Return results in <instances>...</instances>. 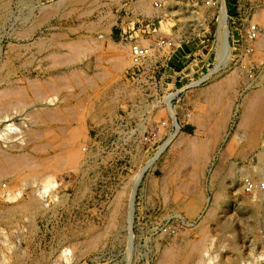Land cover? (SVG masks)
<instances>
[{"label": "rangeland", "instance_id": "obj_1", "mask_svg": "<svg viewBox=\"0 0 264 264\" xmlns=\"http://www.w3.org/2000/svg\"><path fill=\"white\" fill-rule=\"evenodd\" d=\"M209 2L0 0V264H264V0L226 58Z\"/></svg>", "mask_w": 264, "mask_h": 264}, {"label": "bare ground", "instance_id": "obj_2", "mask_svg": "<svg viewBox=\"0 0 264 264\" xmlns=\"http://www.w3.org/2000/svg\"><path fill=\"white\" fill-rule=\"evenodd\" d=\"M178 1V0H177ZM219 2H220V7H218L219 9H220V15H219V19H218V37H219V42H220V44H222V48L223 47H225V48H223L224 49V52H223V54H222V58H226V56L228 57V55L230 54V48H229V43H228V41H229V30H228V27H227V18H228V16H227V7H226V3H225V0H218ZM4 5V4H3ZM63 5V4H62ZM215 5V4H214ZM217 6V5H216ZM200 8V7H199ZM150 12V11H149ZM181 12V11H180ZM203 12V11H202ZM172 13V12H171ZM174 13V12H173ZM180 14V13H179ZM261 15V14H260ZM26 16V15H25ZM189 16V15H188ZM258 18H259V14H258ZM44 19V18H43ZM258 20V19H257ZM260 20V19H259ZM47 21V20H46ZM260 22H262V26H264V14L263 15H261V20H260ZM32 33V32H31ZM260 37H262V36H260ZM259 40H260V38H259ZM259 40H257L256 42H257V44H259V43H261V41L260 42H258ZM264 40V39H263ZM146 42V41H145ZM255 42V43H256ZM144 44V43H143ZM256 44V45H257ZM73 45H75V44H73ZM147 46H148V44H146ZM260 46L262 45H264V44H259ZM44 46V45H43ZM255 46V45H254ZM61 47H63V45L61 46ZM132 47H133V45H132ZM140 47H142V46H140ZM145 49H147V51H148V54H147V57H149V55H151V50L149 49V48H147L146 46H143ZM221 48V47H220ZM259 49V48H258ZM90 50V49H89ZM73 51V50H72ZM124 51V50H123ZM131 52L133 53V48H131ZM56 54H58V53H56ZM55 53H54V55H56ZM60 55V54H59ZM59 55H57V56H59ZM62 55V54H61ZM51 56H53V54H51ZM78 56H80V55H78ZM75 57V56H74ZM54 58V57H53ZM59 58H60V56H59ZM69 58V57H68ZM132 58H133V61H135V59H134V56H132ZM60 60V59H59ZM223 60H225V59H223ZM146 61V60H145ZM72 62V61H71ZM122 62V61H121ZM144 61H142L141 63H137V65H139V64H142ZM224 63V62H223ZM209 76H210V74H209ZM208 78V76H206V77H204L201 81H204L205 79H207ZM199 83V82H198ZM13 88L14 89H16L14 86H13ZM11 90H12V88H10ZM13 89V90H14ZM12 92V91H11ZM1 93V92H0ZM12 94H13V92H12ZM177 94H178V92H175V93H173V94H170V95H168L167 97H166V100H165V103L167 104V106H168V110H169V113L171 114V116H172V120L174 121V123L176 124V128H178V124L179 123H177V117H176V114H175V110H174V106H173V103H172V101H173V99L177 96ZM0 95H2V94H0ZM6 95V94H5ZM15 95H17V94H15ZM15 100V99H14ZM40 100V99H39ZM22 101V100H21ZM43 101V100H42ZM51 101V100H50ZM12 102H14V101H12ZM44 102V101H43ZM47 102H49V101H47ZM51 102H53V101H51ZM50 103V102H49ZM251 103H252V101H251ZM250 104V103H249ZM256 104V103H255ZM7 105V104H6ZM29 105V104H28ZM242 105V104H241ZM257 105V104H256ZM13 107H14V105H12ZM261 106V105H260ZM11 107V106H10ZM246 107H248V106H246ZM255 107V106H254ZM249 109H251V107L249 108ZM248 109V110H249ZM254 109V108H253ZM5 110V109H4ZM245 110H247V108L245 109ZM249 111H251V110H249ZM245 112V111H244ZM247 112V111H246ZM245 112V113H246ZM251 113V112H250ZM258 113V112H257ZM32 114V113H31ZM247 114V113H246ZM249 114V113H248ZM247 114V115H248ZM251 115V114H250ZM252 116V115H251ZM246 118H247V116H245ZM245 117L243 118V119H245ZM255 118H257V116L255 117ZM248 119H249V116H248ZM204 126V125H203ZM14 127V126H13ZM13 127H12V125H6L4 128H2L1 129V133H0V136L3 138V137H5L6 135H8L9 133H10V131H12V129H13ZM37 134V133H36ZM171 140V139H170ZM217 140V139H216ZM205 148V147H204ZM7 153V152H6ZM12 155V154H11ZM10 155V156H11ZM24 155V154H23ZM79 157L80 155L79 154H76L75 155V157ZM247 156V155H246ZM73 157H74V155H73ZM245 157V156H244ZM9 158V157H8ZM75 159V158H74ZM80 159V158H79ZM259 161L261 162V163H263V165H264V153H262L261 155H260V157H259ZM7 162V161H6ZM16 166V165H15ZM33 166V165H32ZM24 167H25V165H24ZM142 172H144L145 171V169H143V170H141ZM9 172V171H8ZM259 176H260V178L261 177H264V166H262V167H260L259 169H257V172H256ZM255 174V173H254ZM256 175V174H255ZM140 176H141V174H138V176L136 177V179H133V180H135L134 181V183H133V188H134V190H135V188L137 187V185H138V183H139V181H140ZM48 178V177H47ZM48 179H50V178H48ZM47 179V180H48ZM49 181V180H48ZM50 181H51V179H50ZM45 182H47V181H45ZM222 181H220V183H221ZM24 184V183H23ZM50 184V183H49ZM48 184V185H49ZM52 184V183H51ZM222 184V183H221ZM33 186V185H32ZM218 187H220L219 185H218ZM222 187V186H221ZM164 188V187H163ZM219 189V188H218ZM38 191H39V194H36V195H38V196H36V195H30V198L26 201V203H27V206H26V208L29 210V211H31V212H38L39 211V209H41V205H40V199L42 200V199H44L45 198V195H46V192H47V186H46V184L45 185H43L42 187H41V189L39 190L38 189ZM37 192V191H36ZM262 192V191H261ZM34 193V192H33ZM35 194V193H34ZM135 191L132 193V196H131V198L129 199L130 201H129V204H128V216H127V218H128V222H129V230H131V228H132V220H133V216H134V210H135V207H134V197H135ZM217 195H219V200H220V198L221 199H223V197H220V194H217ZM221 195H223L222 193H221ZM262 198L264 197V194H262V196H261ZM12 198V197H11ZM216 199V198H215ZM44 206V205H43ZM255 206H257V207H255V209L253 210L254 211V213H256L255 211H257L259 208H261V207H263L264 206V199H262L261 201H260V203H258L257 205H255ZM195 207V206H194ZM193 206H189V209H190V212L192 211H194L197 207H195L194 208ZM191 212V213H192ZM257 214V213H256ZM215 216V215H214ZM213 218V217H212ZM126 227V229H128ZM109 229V228H108ZM131 232V231H130ZM205 235V234H204ZM190 243V242H189ZM192 246V245H191ZM183 249H185V248H183ZM190 249H191V247H190ZM192 249H194V247L192 248ZM196 249H198V248H196ZM205 249V248H204ZM168 251V250H167ZM178 251V250H177ZM191 251V250H190ZM166 256V255H165ZM177 256V255H176ZM183 257V256H182ZM191 257V256H190ZM175 262V261H174ZM172 264V263H171Z\"/></svg>", "mask_w": 264, "mask_h": 264}, {"label": "built area", "instance_id": "obj_3", "mask_svg": "<svg viewBox=\"0 0 264 264\" xmlns=\"http://www.w3.org/2000/svg\"><path fill=\"white\" fill-rule=\"evenodd\" d=\"M215 2H219V1L218 0H210L209 4H213L214 5ZM250 33L252 34L253 38H256L257 35H258V29L256 27H254V28H252ZM132 48H133V53L132 54L134 56V59H135L136 63H141L142 61L147 59V54H148L147 49H145L144 47H140L139 45H135Z\"/></svg>", "mask_w": 264, "mask_h": 264}]
</instances>
